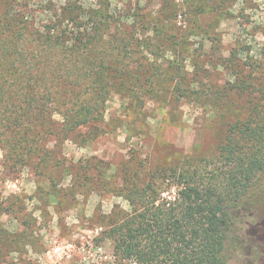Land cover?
Wrapping results in <instances>:
<instances>
[{
	"label": "rangeland",
	"instance_id": "374dc122",
	"mask_svg": "<svg viewBox=\"0 0 264 264\" xmlns=\"http://www.w3.org/2000/svg\"><path fill=\"white\" fill-rule=\"evenodd\" d=\"M68 1L19 7L44 22ZM71 1L86 10L100 3ZM107 1L108 17L141 29L128 55L149 83L116 81L65 138L55 134L70 105L47 100L56 129L37 153L19 157L0 144V264H118L104 232L112 211L130 209L124 180L141 185L157 169L214 159L264 95V0ZM158 187L161 198L175 196L167 180ZM257 187L252 206L236 215L228 264H264V172Z\"/></svg>",
	"mask_w": 264,
	"mask_h": 264
},
{
	"label": "trees",
	"instance_id": "16d2710c",
	"mask_svg": "<svg viewBox=\"0 0 264 264\" xmlns=\"http://www.w3.org/2000/svg\"><path fill=\"white\" fill-rule=\"evenodd\" d=\"M20 1L0 0V144L23 157L24 151L37 153L56 129L47 100L70 105L55 134L65 138L103 104L116 81L139 89L149 77L128 55L141 29L108 17L102 0L88 7V16L69 0L44 22ZM142 37L150 52L151 38ZM263 172L264 95L248 120L229 129L214 159L157 169L141 185L124 180L130 209L112 211L104 232L113 256L118 264H228L226 243L236 215L252 206ZM164 180L175 187L172 200L161 198L158 181Z\"/></svg>",
	"mask_w": 264,
	"mask_h": 264
}]
</instances>
